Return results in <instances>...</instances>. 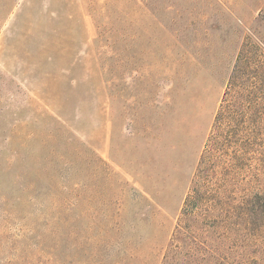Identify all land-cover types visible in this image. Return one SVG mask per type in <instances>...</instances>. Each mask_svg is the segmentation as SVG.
Wrapping results in <instances>:
<instances>
[{"label":"rangeland","instance_id":"rangeland-1","mask_svg":"<svg viewBox=\"0 0 264 264\" xmlns=\"http://www.w3.org/2000/svg\"><path fill=\"white\" fill-rule=\"evenodd\" d=\"M0 264H264V0H0Z\"/></svg>","mask_w":264,"mask_h":264}]
</instances>
